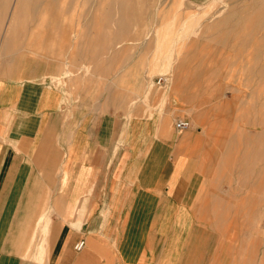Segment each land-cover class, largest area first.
I'll return each instance as SVG.
<instances>
[{
	"label": "crops",
	"instance_id": "obj_1",
	"mask_svg": "<svg viewBox=\"0 0 264 264\" xmlns=\"http://www.w3.org/2000/svg\"><path fill=\"white\" fill-rule=\"evenodd\" d=\"M66 14H45L36 58L12 49L13 33L0 45L12 49L0 60V264H252L198 219L202 208L221 222V195L205 199L197 179L220 162L209 151L199 168L193 130L176 127L184 116L158 106L173 92L151 91L150 73L166 57L142 67L138 55L110 77L128 34L101 13L77 43Z\"/></svg>",
	"mask_w": 264,
	"mask_h": 264
},
{
	"label": "rangeland",
	"instance_id": "obj_2",
	"mask_svg": "<svg viewBox=\"0 0 264 264\" xmlns=\"http://www.w3.org/2000/svg\"><path fill=\"white\" fill-rule=\"evenodd\" d=\"M54 5L58 14L67 12L68 17L71 11V17H76L77 43L85 38L84 25L91 23L85 18L94 16L99 23L101 13L107 14L110 29L123 28L128 34L122 47L126 56L112 67L109 63L110 77L138 55L144 59L142 67L150 61L144 56L154 53L155 61L166 57L165 65L160 60L161 71L150 73L151 91L173 92L161 100L156 97L158 106L181 112L189 120L199 168L202 153L211 151L212 159L220 162V175L209 178L198 169L197 179L202 181L200 195L205 199L212 191L221 195V222L216 223L215 214L207 216L202 208L198 219L211 235L222 236L231 252L242 257L247 250L252 264H264V0H1L0 45L6 33H13L21 42L12 49L29 51L36 58L37 40L43 33L36 29ZM18 6H23L22 14L13 19ZM165 25L172 28L164 40L145 46L157 33H164ZM111 38L116 41L118 36ZM12 49L0 51V60L10 56ZM107 54H103L105 64L112 57ZM171 62L178 70L184 67L182 96L174 94L180 91L179 74L172 82ZM161 76L166 84L157 82Z\"/></svg>",
	"mask_w": 264,
	"mask_h": 264
},
{
	"label": "bare ground",
	"instance_id": "obj_3",
	"mask_svg": "<svg viewBox=\"0 0 264 264\" xmlns=\"http://www.w3.org/2000/svg\"><path fill=\"white\" fill-rule=\"evenodd\" d=\"M1 1V0H0ZM5 1V0H4ZM18 1H24V0H18ZM7 2V1H6ZM9 3V2H8ZM16 3H18V2H16ZM25 4V3H24ZM16 5V4H15ZM22 8H23V6H18L17 7V9L13 12V19H16V16L18 17L19 15H21L22 13ZM8 10V9H7ZM11 10V9H10ZM107 12V11H106ZM10 16V15H9ZM11 23V22H10ZM9 23V24H10ZM8 24V25H9ZM5 25V24H4ZM16 26V25H15ZM22 26V25H21ZM165 27V29H164V33L163 34H161V33H157V35L155 36V37H153L154 39H152V41H150V43H148V45H147V47L150 45V46H152V45H154L155 46V44H153V42H157V40L160 42L161 40H164V38L163 37H166L168 34H169V32H170V28H172V27H169L168 25H165L164 26ZM15 28V27H14ZM19 28V27H18ZM15 30V29H14ZM162 30V29H161ZM6 31H8V29H6ZM7 34V33H6ZM158 36V37H157ZM170 64V63H169ZM178 74V73H177ZM178 76V75H177ZM162 77V76H161ZM165 78V77H164ZM176 75H172V79H173V81L172 82H174L175 80H176ZM177 81V80H176ZM166 82H167V79L165 78V83L164 84H166ZM174 84V83H173ZM178 84V83H177ZM177 84H175V86H177ZM175 90H176V88H175ZM175 92V91H174ZM175 93H177V90H176V92ZM198 116H196L195 115V119L198 121ZM185 120H187V119H185ZM189 121V120H188ZM190 123V122H189ZM177 127V126H176ZM245 133V132H244ZM253 138V137H252ZM262 139V138H261ZM253 140V139H252ZM249 155V154H248ZM238 162V161H237ZM251 248V247H250Z\"/></svg>",
	"mask_w": 264,
	"mask_h": 264
},
{
	"label": "built area",
	"instance_id": "obj_4",
	"mask_svg": "<svg viewBox=\"0 0 264 264\" xmlns=\"http://www.w3.org/2000/svg\"><path fill=\"white\" fill-rule=\"evenodd\" d=\"M157 82L159 84H164L165 78L164 77H159ZM189 125H190L189 121L185 120V119H180L176 123V126H177L178 129H186V128L189 127ZM84 243H85L84 241H81L80 243H78L76 245V248L77 249H81L84 246Z\"/></svg>",
	"mask_w": 264,
	"mask_h": 264
}]
</instances>
